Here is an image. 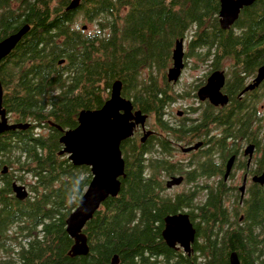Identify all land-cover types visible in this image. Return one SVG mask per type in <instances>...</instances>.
I'll return each mask as SVG.
<instances>
[{
  "label": "trees",
  "instance_id": "16d2710c",
  "mask_svg": "<svg viewBox=\"0 0 264 264\" xmlns=\"http://www.w3.org/2000/svg\"><path fill=\"white\" fill-rule=\"evenodd\" d=\"M68 1L28 0L17 7L0 0V40L30 24L0 64L10 119L30 122L0 134V264H108L114 254L119 264H229L232 251L242 264H264L262 194L243 222L224 194L208 195L188 210L197 229L194 251L168 245L165 216L193 201L166 191L159 171L171 165L145 163L135 142L120 193L103 201L83 229L89 253L72 255L66 218L92 174L89 165L60 153L63 130L50 123L76 126L82 108L102 106L114 80L140 75L143 39L158 32L174 46L186 37L188 55L224 54L238 82L241 60L250 62L240 64L249 71L264 63V0L244 6L228 29L220 24V0H79L74 7ZM66 8L77 10L75 18ZM151 40L148 54L156 59ZM211 59L223 66L221 57ZM14 180L28 185L26 198L15 195Z\"/></svg>",
  "mask_w": 264,
  "mask_h": 264
},
{
  "label": "flooded vegetation",
  "instance_id": "af4514ba",
  "mask_svg": "<svg viewBox=\"0 0 264 264\" xmlns=\"http://www.w3.org/2000/svg\"><path fill=\"white\" fill-rule=\"evenodd\" d=\"M27 1L12 0V4L18 7ZM66 9L68 17L75 18L77 10ZM61 14L64 15L63 12ZM151 39L158 45V50L153 53L156 59L148 54ZM151 39H143L141 74L120 79L122 95L132 100L133 112L140 110L143 116L134 133L121 143L125 171L127 155L135 142L145 163L157 160L171 165L161 168L159 175L168 188L183 186L173 195L193 201L185 210L219 192L226 196L230 210L236 209L239 222H243L245 213L257 207L261 194L264 196V101L259 105L260 98L264 96V79L250 87L264 63L249 71L240 66L248 61L241 60L238 68L240 79L236 82L230 77L233 71L224 54L212 50L205 54L206 57L188 55L187 38L184 37V67L179 78L174 79L169 77L174 66V39L169 43L161 32ZM209 47L207 45L206 48ZM211 56L221 57L218 61L223 66L217 67ZM191 67L194 71L202 70L203 74L184 81L182 75ZM217 69L224 70L226 75L222 86V91L228 95L225 103L202 98L198 92ZM111 90L112 86L107 98ZM173 177L181 180L168 186V180Z\"/></svg>",
  "mask_w": 264,
  "mask_h": 264
},
{
  "label": "water",
  "instance_id": "95a60500",
  "mask_svg": "<svg viewBox=\"0 0 264 264\" xmlns=\"http://www.w3.org/2000/svg\"><path fill=\"white\" fill-rule=\"evenodd\" d=\"M219 10L220 24L224 29L230 28L238 19L242 8L250 5L254 0H220ZM79 0H72L69 7H74ZM87 28V24L83 25ZM30 29V24H23L18 30L8 34L0 40V64L12 51L16 44ZM184 37L176 40L174 46V66L170 69V78H179L184 67ZM63 61V59L61 60ZM264 79V64L259 69L255 81L250 84L253 87ZM226 80L224 70L213 71L206 84L198 90L202 98L209 97L215 103H225L228 95L222 91ZM122 82L116 79L112 83L111 95L100 107L82 108L78 114V124L74 127L64 128L51 121L63 130L60 141L63 147L60 153H67L71 161L76 165H89L92 178L79 199L78 205L66 218L67 231L74 238L70 249L72 255H85L90 251L88 236L84 227L97 209L109 196H116L122 187L121 177L126 175L125 158L121 143L134 133L136 124L143 120L140 110L133 112V102L121 92ZM4 87L0 79V134L16 128H27L30 122L12 121L3 103ZM5 165L3 171H7ZM262 178V177H259ZM180 177L168 180V186L180 181ZM263 180V179H262ZM15 195L26 198L30 191L28 185L14 180L12 183ZM244 188V187H243ZM163 237L172 247H183L191 254L194 251L193 243L196 239L197 229L191 215L186 210L169 213L165 216ZM119 254H114L108 264H119ZM229 264H242L237 251L230 254Z\"/></svg>",
  "mask_w": 264,
  "mask_h": 264
},
{
  "label": "rangeland",
  "instance_id": "374dc122",
  "mask_svg": "<svg viewBox=\"0 0 264 264\" xmlns=\"http://www.w3.org/2000/svg\"><path fill=\"white\" fill-rule=\"evenodd\" d=\"M81 20V21H80ZM77 21H79L78 23H79V25H81L82 23H83V17H79V19L77 20ZM90 28L91 29H94L95 28V24H91V26H90ZM228 64H231L232 63V60L230 59V60H228V62H227ZM195 69H194V67H191V69H187V70H185L184 71V73H183V80L184 81H189V80H191L192 79V77H196V76H199V73L200 74H203V71L201 70H199V71H194ZM264 101V96L263 97H261L260 98V103H259V105L261 106L262 105V102ZM163 174V173H162ZM182 188H183V186H176V187H172V188H168V187H166V191L168 192V193H170V194H173L174 193V191H181L182 190ZM187 211V210H186Z\"/></svg>",
  "mask_w": 264,
  "mask_h": 264
}]
</instances>
